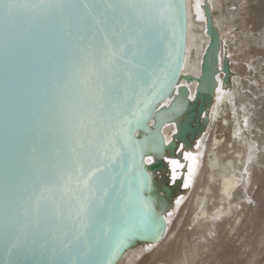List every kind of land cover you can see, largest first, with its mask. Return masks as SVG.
<instances>
[{
	"label": "snow or ice",
	"instance_id": "obj_1",
	"mask_svg": "<svg viewBox=\"0 0 264 264\" xmlns=\"http://www.w3.org/2000/svg\"><path fill=\"white\" fill-rule=\"evenodd\" d=\"M196 11L203 19L199 0ZM181 14L176 0H0V57L10 67L20 42H29L28 67L38 80L35 134L23 162L27 187L16 191L11 170L0 172L7 193L0 236L10 253L31 245L78 253L50 264H113L138 239L161 238L145 193L152 184L146 165L163 145L134 133L147 127L153 101L171 82L162 49L171 47L165 29ZM162 158L175 183L184 165ZM193 172L190 163L185 188ZM94 253L105 258L87 259Z\"/></svg>",
	"mask_w": 264,
	"mask_h": 264
},
{
	"label": "bare ground",
	"instance_id": "obj_2",
	"mask_svg": "<svg viewBox=\"0 0 264 264\" xmlns=\"http://www.w3.org/2000/svg\"><path fill=\"white\" fill-rule=\"evenodd\" d=\"M199 3L203 13L204 0ZM207 3L220 30L221 58L229 57L230 85L221 84V73L209 123L192 149L178 146L174 156L166 155L184 168L179 170L181 191L166 215L165 237L129 250L120 264H237L238 255L242 264H264V23L259 25L264 0ZM196 4L188 0L185 73L198 70L209 42L204 13L203 19L197 17ZM175 126L164 128L168 139ZM185 152L195 161L185 160ZM190 163L194 172L185 188ZM165 174L172 184L169 166Z\"/></svg>",
	"mask_w": 264,
	"mask_h": 264
},
{
	"label": "water",
	"instance_id": "obj_3",
	"mask_svg": "<svg viewBox=\"0 0 264 264\" xmlns=\"http://www.w3.org/2000/svg\"><path fill=\"white\" fill-rule=\"evenodd\" d=\"M182 5L181 19L178 25L165 29L171 47L162 49V57L171 65V82L163 90V99L160 95L153 101L146 128H140L134 133V138L143 141L145 137L156 144H162L161 153L154 157L156 163L147 168L152 173L151 188L146 190V197L150 200L152 214L163 225L161 238L153 239L146 235L138 239L134 246L122 250L113 260V264H120L125 254L139 245H156L168 231L167 213L173 209L175 198L179 195L182 177L170 184L166 161L162 158L167 154L174 156L180 144L186 150H191L196 137H199L209 123L208 110L212 107L219 76L222 73L221 84L230 85L231 68L227 55L221 58L222 39L220 30L215 23L214 15L207 0L203 3L206 33L209 42L201 56L198 70L185 73L184 67L188 55L189 11L188 0H176ZM30 43L21 41L18 50L11 58L10 67L7 57H0V97H7V103H0V172L11 170L14 189L22 192L27 187V174L24 169V158L28 149V142L35 134V124L38 108L37 100V73L33 65L28 67L27 50ZM10 82V88L6 85ZM192 86V87H190ZM153 89L152 92H155ZM152 92L149 93L151 97ZM196 99L192 100L191 97ZM178 104L183 105L179 112L175 111ZM176 123L175 130L170 138L166 137L164 128L168 124ZM177 156L183 161L182 152ZM163 173L160 177L159 173ZM7 193L0 187V208L4 206ZM78 255L76 250L65 255L41 251L31 245L20 247L9 252L3 237L0 236V264H50L51 261H67ZM102 255L93 254L87 259H104ZM157 264H168L160 262Z\"/></svg>",
	"mask_w": 264,
	"mask_h": 264
},
{
	"label": "rangeland",
	"instance_id": "obj_4",
	"mask_svg": "<svg viewBox=\"0 0 264 264\" xmlns=\"http://www.w3.org/2000/svg\"><path fill=\"white\" fill-rule=\"evenodd\" d=\"M264 11V10H263ZM264 12L261 14V17H260V21H259V25L261 26L263 23H264ZM262 20V21H261ZM263 29V28H262ZM259 31V30H258ZM252 60V59H251ZM253 61V60H252ZM239 257H238V263L237 264H242V263H240L242 260H241V255H238ZM240 259V260H239Z\"/></svg>",
	"mask_w": 264,
	"mask_h": 264
}]
</instances>
